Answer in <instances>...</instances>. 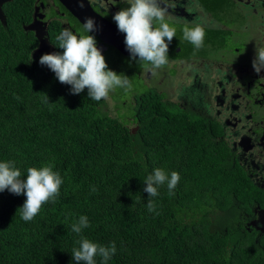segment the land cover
<instances>
[{"label": "trees", "instance_id": "obj_1", "mask_svg": "<svg viewBox=\"0 0 264 264\" xmlns=\"http://www.w3.org/2000/svg\"><path fill=\"white\" fill-rule=\"evenodd\" d=\"M31 6L12 0L1 7L0 161H14L22 178L28 167L52 165L63 183L29 222L20 217L25 197L0 192V264H77L72 249L80 236L71 225L81 215L90 225L81 235L115 242L107 264H264V231L248 230L244 215L260 190L209 121L164 100L132 65L116 72L131 79V94L117 89L110 102L89 99L87 89L71 94L39 64L45 52L32 56L37 41L21 25ZM72 20V28L49 29L55 52L63 51L56 37L64 28L77 34L82 27ZM156 168L179 173L173 195L166 184L156 197L143 191Z\"/></svg>", "mask_w": 264, "mask_h": 264}, {"label": "flooded vegetation", "instance_id": "obj_2", "mask_svg": "<svg viewBox=\"0 0 264 264\" xmlns=\"http://www.w3.org/2000/svg\"><path fill=\"white\" fill-rule=\"evenodd\" d=\"M31 1L30 20L23 23L22 28L23 31L32 33L35 37L37 44L34 49L37 48L39 41L32 26L40 29L41 32L43 31L42 37L49 40V29L58 25L72 28L76 24L72 20L73 16L58 0ZM88 1L96 12L113 24H115L112 19L113 14L128 6L126 0ZM162 3L168 9V15L165 17L166 22L182 23V28L184 26L191 28L196 24L204 28V46L196 52L195 56L207 58L206 63L195 65L190 60L193 55V45L176 36L173 38V40L176 38V45L175 43L174 46L169 45V62L163 66L168 68L164 71L169 73L168 69H171L175 72L176 66L182 64L183 69L184 65L187 64L190 70L182 76V84L187 85L192 80V77H194L192 70L197 68L202 76L200 84L203 88L212 87L215 92L222 89L227 91L225 97L221 96L220 101H216V104L205 109L201 98H198L195 105L182 98L181 85L175 102L182 106V110L209 121L211 126L214 127L215 137L226 143L233 160L243 169L253 185L260 190L256 194L259 201L255 199L256 202L251 205L250 211L244 215L246 219L248 218L246 220L248 230L254 229L263 232L264 72L259 75L256 74L251 64L247 62L253 59L255 49L264 47V0H162ZM238 24L241 25V29L235 31L234 27ZM75 29L78 35L81 34L82 27H75ZM239 32L244 34L248 49V52H244L242 59H236L233 55L238 51V48L231 49L234 37L239 36ZM89 34L95 36L102 54L119 55V51L115 47L103 43L96 34ZM181 44L182 50L180 48ZM209 50L215 56L219 54V60L211 59ZM128 60L132 63L133 67L131 68L133 71L141 76L143 68L134 64L135 62L131 58H128ZM231 60L233 63H230ZM192 84L193 81L189 86ZM153 89L157 91L155 88ZM190 92L191 88L189 87L185 93ZM158 93L163 94L164 98H168V93ZM230 105H234L233 109ZM239 109L241 113L235 116L233 113ZM214 111L216 113L212 115L211 113Z\"/></svg>", "mask_w": 264, "mask_h": 264}, {"label": "clouds", "instance_id": "obj_3", "mask_svg": "<svg viewBox=\"0 0 264 264\" xmlns=\"http://www.w3.org/2000/svg\"><path fill=\"white\" fill-rule=\"evenodd\" d=\"M76 2L79 7L84 6L83 0ZM126 3L128 6L115 12L112 19L117 30L124 34V44L130 58L136 60L145 71L155 73L169 62V45L176 37L177 29L166 22L168 9L163 6L162 0H126ZM96 31L95 19L86 16L81 34L64 28L56 37L57 47L63 51L42 54L38 62L41 66H47L61 84L70 85L71 94H80L87 89L88 98L99 102L117 89H122L125 94L130 93L133 83L123 73L117 74L109 69L101 49L97 47L95 36L89 34ZM204 37V28L199 24L182 28V39L193 45V55L204 46ZM251 66L258 75L264 72V47L255 49ZM45 102L49 103L46 95ZM26 173L22 178L14 161H0V192L7 190L25 197L19 207L20 217L29 222L39 213L42 205L55 202L63 181L52 165L28 167ZM179 180L178 172L169 174L162 168H156L146 177L143 191L148 197H156L158 186L166 184L169 195H173ZM146 207L152 212L155 204L149 199ZM88 227L90 225L85 215L71 225L72 232L80 236L76 241L78 247L72 249V258L77 264H96L99 257L101 264H107L116 254L115 242L107 246L92 242L81 235L82 229Z\"/></svg>", "mask_w": 264, "mask_h": 264}, {"label": "rangeland", "instance_id": "obj_4", "mask_svg": "<svg viewBox=\"0 0 264 264\" xmlns=\"http://www.w3.org/2000/svg\"><path fill=\"white\" fill-rule=\"evenodd\" d=\"M179 6L182 8V6L180 4H179ZM125 7H127V6H125ZM168 23L170 26H173L177 29L176 36H178L182 39V23H174V22H168ZM234 29H235V31H238L239 29H241V25H239V24L236 25L234 27ZM238 34H240V35L234 37V42L231 44V49H237L238 48V51L236 53H234L233 55L236 59H242L244 57V52H248V49H247V44H245L244 34L242 32H239ZM175 45H176V42H175ZM170 46H174V44H171ZM180 48L182 50V44L180 45ZM209 52H210V50H209ZM181 54H182V52H181ZM102 55L105 57V60L108 61L107 64H108L109 69H111V70L114 69L113 71H115V72H117L120 68H122V69H120L119 71L122 72L128 66L132 65L130 60H124L120 56L116 57L115 54L113 56L108 54V53H105ZM249 56H250V54H249ZM210 58L214 59V60H219V54L217 56H215L214 54H211V52H210ZM116 60H117V62H116ZM190 60L195 65L196 64L204 65L206 63L207 58H202L200 56L192 55ZM120 61H124L127 66L125 67L124 64H121V63H119V65H118L117 63ZM251 61H252V59H250L247 63L251 64ZM230 63H233V61L231 60ZM166 68H168V67H162V68L158 69V71H155V73H149L143 69L141 71V76H142L144 85L153 87L158 92L168 93L167 97L170 101H173V102L176 101V97H177V94L179 91V87L181 85H182V98H185L186 100L190 101L191 103H194V105H195L196 101L198 100V98H201L202 102L205 105V109L216 104V101L217 102L220 101L221 96L225 97L227 94V91L225 89H222L220 91L215 92L212 89V87H210L208 89L203 88L202 85L200 84L202 76L199 73L197 68H194L192 70L194 77H192V80L189 83H187V85L182 84V76L186 75L187 72H189V70H190V68L187 64L184 65L183 69H182V64L176 66L175 72L171 69H168L169 70V73H168L167 71H164ZM192 81H193V84L191 86H189ZM189 87L191 88V92L185 93L186 89ZM111 93L112 92H110L109 97L107 99H105L106 101H109V102H110V100L113 101L112 96H110ZM131 98H132V96H130L127 100H124V102L125 103L127 101L130 102ZM178 99L181 100V98H179V97H178ZM164 100H167V98H165ZM110 107L112 108L110 113L112 115H116L117 109L115 107H112V105ZM230 107L233 109L234 105H230ZM118 111L120 112V109H118ZM215 113H216V111L212 112L211 114L214 115ZM240 113H241V110L239 109L236 112H234L233 114L235 116H237ZM235 124H237V123H235ZM133 128H135V127H133ZM256 201H259V198H256Z\"/></svg>", "mask_w": 264, "mask_h": 264}, {"label": "water", "instance_id": "obj_5", "mask_svg": "<svg viewBox=\"0 0 264 264\" xmlns=\"http://www.w3.org/2000/svg\"><path fill=\"white\" fill-rule=\"evenodd\" d=\"M9 0H0V21L5 24V15L1 10L2 4ZM64 8L82 25L84 18L86 16H91L95 19L97 24V31L94 32L99 39L108 45L115 47L121 54L130 56L129 52L125 48L124 44V34L117 30V27L112 22L108 21L98 12H96L90 5L88 0H83L84 6L81 8L78 6L76 0H58ZM32 29H35L37 33V39L39 44L36 49L32 52L34 57L40 52L54 53V47L50 44L48 38H43V31L32 26ZM40 30V31H39ZM99 48V46L97 45Z\"/></svg>", "mask_w": 264, "mask_h": 264}]
</instances>
